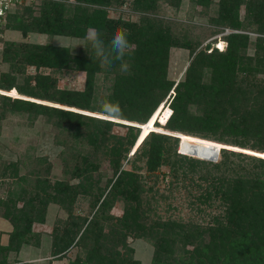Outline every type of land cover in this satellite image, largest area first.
<instances>
[{
  "label": "trees",
  "instance_id": "trees-1",
  "mask_svg": "<svg viewBox=\"0 0 264 264\" xmlns=\"http://www.w3.org/2000/svg\"><path fill=\"white\" fill-rule=\"evenodd\" d=\"M66 1H40L38 15L32 12L37 4L18 9L0 34L13 30L86 43L88 31L95 29L107 44L121 31L134 45L125 57L129 71L122 73L119 63L101 68L86 48L75 53L53 45L4 43L7 70L0 75V93L6 95H0V118L16 113L51 124L57 130L63 178L50 176L52 164L42 155L28 164L17 159L1 166L2 185L11 181L0 198V217L12 230L7 244H0V264H28L16 256L23 246H39L33 226L46 222L50 204L66 213L52 228V260L76 248L80 254L68 264H143L129 241L136 239L151 244L150 264H264V78L259 77L264 74V40L257 37L253 43L247 34L230 33L225 50L208 43L197 51L199 45L186 33H175L170 23L155 17L161 2L177 7L181 0H129L146 14L137 23L108 17L106 7L127 0ZM192 2L208 9L211 0ZM21 10L27 18L18 15ZM210 22L264 35V0H218ZM251 43L252 57L247 52ZM172 48L190 51L177 82L168 77ZM27 67L82 72L84 89H60L48 75H25ZM101 77L111 81L103 101L118 106L114 115L104 114L97 104ZM168 101L172 114L166 121L169 108L160 103ZM114 126L124 127V135L114 134ZM226 146L233 150L221 149ZM141 158L145 175L134 170ZM105 162L107 172L101 169ZM125 162L134 169H126ZM21 165L32 170L19 176ZM162 167L168 168L170 191L198 192L191 194L198 211L204 212L199 205L216 203L217 213L208 223L152 214L157 199L149 194ZM79 198L89 200L85 215L74 214ZM116 201L122 204L119 217L111 213Z\"/></svg>",
  "mask_w": 264,
  "mask_h": 264
},
{
  "label": "rangeland",
  "instance_id": "rangeland-1",
  "mask_svg": "<svg viewBox=\"0 0 264 264\" xmlns=\"http://www.w3.org/2000/svg\"><path fill=\"white\" fill-rule=\"evenodd\" d=\"M192 1L193 0H181L180 5H178L177 7H172L164 2H161L159 5V9L156 11L155 17L161 19L162 21H165L168 24L170 23L172 25L171 28L175 33H186L190 37L194 45H199L197 51L205 48L208 43L211 44V48H215L217 50L218 48H220L225 50L227 43L224 41V39L230 33L247 34L252 40L251 42L253 43L255 42L257 37H261L264 40V35L258 34L255 30H238L232 29L229 26H218L211 23L210 18L215 13L218 0H211L208 9H205L200 5H193ZM66 3L73 4V0H67ZM38 4L37 6L32 8L33 15H38L39 13ZM105 10L107 11L109 18L116 20L120 19L127 23H137L139 22L141 16L146 15L145 13L132 8L129 0L125 1L122 5H111L109 7H106ZM18 15H24L25 18L28 17L27 13H25V10L19 11ZM243 16L244 7L240 9L241 20H243ZM57 38L66 39L70 44V46L67 48H70L71 51L75 53L80 52L84 48L83 46L86 45L84 40L74 39L66 36H52L37 33H29L26 36H23L19 31H4L0 34V75L7 70V65L4 64L2 58L4 43L14 42L59 46L58 42L55 41ZM220 43H222V45H220ZM253 43H251V46L247 48V52L249 55H251V57L253 54L251 50H253L254 52V49L252 47ZM76 45L83 46L75 48ZM216 46L218 48H216ZM189 55L190 51L188 50L180 48H172L170 50L168 63L169 79L177 82L183 77L185 67L188 65ZM37 73L48 75L51 79H54L56 81L57 87H59L60 89L79 91L84 89L85 74L82 72H78L75 70L56 71L55 69L45 68L37 70L35 69V67H27L25 70V75L28 76H34ZM259 77L264 78V74L260 75ZM31 83L33 84L34 81H31ZM110 85L111 81L102 77L100 78L97 87L98 106L106 97ZM0 95L6 94H2L1 92ZM162 104H165V106L171 110L169 101L167 103H160V105ZM1 111L2 109L0 106V112ZM86 114L94 115L95 117L99 118L115 120V118H110L101 114H92L90 112H86ZM166 121H168V119ZM122 122L127 123L125 121ZM155 123L157 126H161L157 121ZM143 128L149 129V127L147 126ZM125 131V128L122 126L113 127L114 134L124 135ZM56 135L57 130L51 124H47L46 120L42 117L35 121H31V119H28L26 115L6 113L4 117L0 118V168L3 164L7 165L11 161H16L17 159H19L23 163L25 162V164H28L29 158L42 155L48 157L50 163L52 164L50 176L52 178L62 179V162L61 158H59L61 149L56 144ZM62 138H64V136H60L58 140ZM206 143L208 145H212L211 142ZM140 144L137 146V148L140 146ZM179 147L177 153H180ZM226 148L233 150L232 147L226 146ZM136 149L132 151L135 152ZM132 151L130 152L129 157L131 156ZM134 164L135 166H137V168L135 169L132 167L133 164L131 165L130 162H125L124 167L128 170H130L131 168L134 170L139 169L141 175L146 174V172L144 171V160L142 158L136 161ZM101 169L105 172L108 171L109 168L107 162L102 163ZM31 170V168L27 169L26 167L21 165L18 172L19 176H22L26 172H29ZM158 176L159 177L156 185L153 188V192L149 194H153L157 199V201L152 204V214L154 216L158 215L163 219L173 218L184 222L192 220L200 224H206L209 222L210 218L217 213V209L215 208L216 203H213L212 205L214 206L212 207L199 205L200 209H203L204 212L198 211L195 207L196 204H191V201L193 200V198H191V194H198L196 190H193L190 195L185 189L181 187L177 190L170 191L167 187V182L170 180L167 167H162L159 170ZM4 181L5 182L3 183L7 185H2L0 179L1 199L2 197H5V192L10 186L9 183L11 180L7 179ZM147 181L148 186H152L154 179L151 178ZM156 190L157 194H155ZM158 194L163 195V197H159ZM88 212L89 200L79 198L76 205L74 206V214L85 215ZM111 213L117 217L121 216L122 204L116 201L114 207L111 210ZM65 218L66 213L60 208V206L56 204H50L47 208L46 222L44 224H35L33 226V230L40 235L39 246H23L16 256L17 260L28 264H68L76 257L78 253L80 254L79 249L74 248L67 252L65 257L62 259L52 260L51 258L50 253L52 228L57 220H63ZM11 230V224L7 220L0 217V244H7L8 235ZM129 241L134 249V257L143 264H150L153 254V248L151 244L146 241L136 239H129Z\"/></svg>",
  "mask_w": 264,
  "mask_h": 264
},
{
  "label": "clouds",
  "instance_id": "clouds-1",
  "mask_svg": "<svg viewBox=\"0 0 264 264\" xmlns=\"http://www.w3.org/2000/svg\"><path fill=\"white\" fill-rule=\"evenodd\" d=\"M85 40L87 47L76 45L75 48L83 46L88 49L92 59L94 58L100 62L101 68H110L116 63H119V70L122 73H127L129 71V65L125 57L130 54L134 45L130 44L125 33L116 31L106 44L105 41L100 38L99 33L95 29H91L85 37ZM55 41L64 49L70 46L69 42L64 38H57ZM216 48L218 47L216 46ZM218 50L222 51L223 49L218 48ZM100 108L106 115H114L118 111V106L109 101L101 102Z\"/></svg>",
  "mask_w": 264,
  "mask_h": 264
},
{
  "label": "built area",
  "instance_id": "built-area-1",
  "mask_svg": "<svg viewBox=\"0 0 264 264\" xmlns=\"http://www.w3.org/2000/svg\"><path fill=\"white\" fill-rule=\"evenodd\" d=\"M40 1L43 0H0V28L5 26V24L7 23L8 16L10 14L14 13L18 9L24 8L31 4H36ZM171 114L172 111L169 109L167 119L170 118ZM157 122H159V119L157 120Z\"/></svg>",
  "mask_w": 264,
  "mask_h": 264
},
{
  "label": "water",
  "instance_id": "water-1",
  "mask_svg": "<svg viewBox=\"0 0 264 264\" xmlns=\"http://www.w3.org/2000/svg\"><path fill=\"white\" fill-rule=\"evenodd\" d=\"M139 128V127H138ZM142 131V130H141ZM141 135V134H140ZM140 137V136H139ZM175 137V136H174ZM178 138V137H177ZM139 139V138H138ZM179 146H180V144H179ZM221 149H227V148H221ZM231 150V149H230Z\"/></svg>",
  "mask_w": 264,
  "mask_h": 264
},
{
  "label": "crops",
  "instance_id": "crops-1",
  "mask_svg": "<svg viewBox=\"0 0 264 264\" xmlns=\"http://www.w3.org/2000/svg\"><path fill=\"white\" fill-rule=\"evenodd\" d=\"M24 262H25V260H24Z\"/></svg>",
  "mask_w": 264,
  "mask_h": 264
}]
</instances>
